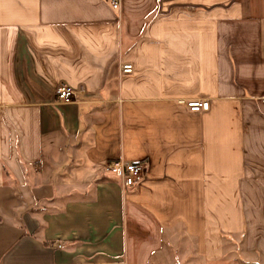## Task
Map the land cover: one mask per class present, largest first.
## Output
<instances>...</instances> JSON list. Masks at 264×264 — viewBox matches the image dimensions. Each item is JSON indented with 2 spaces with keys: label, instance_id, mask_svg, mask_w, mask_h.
<instances>
[{
  "label": "crops",
  "instance_id": "crops-1",
  "mask_svg": "<svg viewBox=\"0 0 264 264\" xmlns=\"http://www.w3.org/2000/svg\"><path fill=\"white\" fill-rule=\"evenodd\" d=\"M262 99L264 0H0V264H264Z\"/></svg>",
  "mask_w": 264,
  "mask_h": 264
},
{
  "label": "built area",
  "instance_id": "built-area-1",
  "mask_svg": "<svg viewBox=\"0 0 264 264\" xmlns=\"http://www.w3.org/2000/svg\"><path fill=\"white\" fill-rule=\"evenodd\" d=\"M113 10H118L119 0H109ZM122 75H129L133 72L131 65H122L120 67ZM57 101L61 104H69L75 100V91L62 84L56 89ZM264 104V99L261 100ZM186 107L191 112L207 111L209 103L206 100H195L186 103ZM106 171L116 177L123 187H131L143 175L144 168L142 164L117 160L106 165Z\"/></svg>",
  "mask_w": 264,
  "mask_h": 264
},
{
  "label": "rangeland",
  "instance_id": "rangeland-1",
  "mask_svg": "<svg viewBox=\"0 0 264 264\" xmlns=\"http://www.w3.org/2000/svg\"><path fill=\"white\" fill-rule=\"evenodd\" d=\"M178 259H179V258H178ZM191 259H193V257H192ZM239 264H240V262H239Z\"/></svg>",
  "mask_w": 264,
  "mask_h": 264
}]
</instances>
